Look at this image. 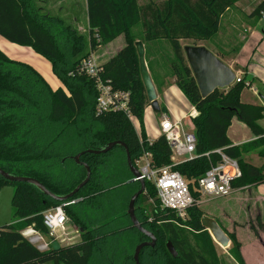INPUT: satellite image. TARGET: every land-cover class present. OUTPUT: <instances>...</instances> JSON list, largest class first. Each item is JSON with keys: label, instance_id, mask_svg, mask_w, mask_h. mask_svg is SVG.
Wrapping results in <instances>:
<instances>
[{"label": "trees", "instance_id": "1", "mask_svg": "<svg viewBox=\"0 0 264 264\" xmlns=\"http://www.w3.org/2000/svg\"><path fill=\"white\" fill-rule=\"evenodd\" d=\"M236 1L163 0L156 4L149 0L140 5L138 0H86L87 39L62 17L37 7L35 0H0V37L42 57L64 88L53 90L32 65L9 59L0 51V169L35 179L48 191L63 196L73 191L86 174L72 157L100 150L112 142L127 147L133 165L145 153L150 154L155 168L171 164L170 147L164 137L151 143L145 137L144 110L149 103L132 33L140 24L145 43L164 40L169 44L172 54L168 60L175 86L199 115L191 119L196 157L173 167L187 181L194 203L185 221H177L172 212L161 209L158 199V209L150 211V216L136 208L140 225L156 238L154 247L140 251L139 264H221L213 240L200 223L203 215L196 205L200 197L196 181L218 160L212 152L222 149L237 160L242 173L232 183L234 189L264 184V163L256 167L243 160V155L252 151L264 160V129L258 124L264 107L241 102V93L247 88L242 77L238 83L203 99L180 41L198 46L212 39L220 17ZM263 15L261 0L251 17ZM119 37H123L124 46L101 66L99 78L112 91L129 95L128 110L139 123L140 135L123 112H95L96 81L78 68L91 51ZM233 118L245 124L254 139L232 145L227 130ZM206 153L209 158L204 157ZM79 161L90 168V180L66 202L53 201L27 184L9 183L0 177V189L14 187L13 222L0 228V264H134L136 246L147 239L131 225L126 213L130 198L140 186L129 172L124 148L114 147L100 155L85 153ZM152 189L154 186L146 181L145 191L136 203L144 193L152 199ZM63 204L64 214L77 228L80 241L53 244L47 251H38L20 232L31 226L47 234L43 212ZM220 228L232 243L228 251L232 260L245 264L241 243L234 234ZM167 242L173 246L175 258L168 252Z\"/></svg>", "mask_w": 264, "mask_h": 264}, {"label": "rangeland", "instance_id": "2", "mask_svg": "<svg viewBox=\"0 0 264 264\" xmlns=\"http://www.w3.org/2000/svg\"><path fill=\"white\" fill-rule=\"evenodd\" d=\"M153 1H155L156 4H161L163 0H153ZM255 1L247 0V4H253ZM35 2H36L37 7L42 8L43 10L49 12L52 15H59L68 24H71V26L73 25L71 22L72 18L69 15V3H68V6H62V8L64 9L58 12L57 3L47 2L45 0H35ZM138 2L140 5H144L148 3L149 0H138ZM83 8H84L83 0H75L74 5L70 7V12L73 14V16L74 15L78 16L79 22L81 24L83 23V18L82 17L79 18V16H82V14L84 13V11H82ZM239 17L241 16L239 15ZM254 18H255L254 28L257 32L258 37L255 40L246 41L245 44H248V45L251 44L253 51L256 50L255 51L256 56L253 59V63H254L256 72L259 74V76H262L260 77L262 78L261 80L262 82L259 83L257 80H254L252 89L251 88L243 89L244 92L242 95V100L251 101L254 104L263 105L264 107V102L259 97V94L263 95V90H264V21L260 20L259 17H254ZM242 22H244V25H249L247 21L243 19V20H240L237 23V25L234 26L233 30L231 29L229 30L228 28H230V24L229 23L225 24L226 22L224 21L221 29L218 31L217 36L214 37L213 42H219V41L223 42L225 43L226 45L225 48L227 49H233L237 47L239 45V42L243 38H248L250 35L249 33L243 31L246 27L245 26L241 27ZM132 33H133L134 41L142 42L144 45V60H145V64H146L148 73L150 75L151 81L153 84L156 85L157 90H158L156 92V95H157V101H158L159 107H163L165 105L173 113H176V114L188 113L191 110V106L189 102L187 101V99L185 98V96L183 95H180L179 98H175L172 96L170 92H168L165 95V103H163V105L161 103L162 102L161 100L163 99L162 89L164 87V82L166 81L169 83L171 82L172 79L175 81L174 76H172L171 74L169 60L168 58H166L167 53L165 51L158 50L157 55L155 56H153L154 54L151 55V50L148 47L149 44L143 41V31L141 29L140 24H138L136 27L133 28ZM180 43L184 47L186 45L191 44L192 42L191 41H180ZM123 45H124L123 37H119L115 41H113L111 44L107 45L101 50H98L102 52H105V51L107 52V55L105 57H102V60L107 61L108 59H110L112 56L115 55L116 50L119 48H122ZM207 48H208L207 50L212 55L215 54V51L213 49H211L209 46H207ZM29 55L31 57H36L34 56V53L32 51H29ZM214 56L216 57V55ZM19 58H20V61L24 60L23 59L24 55H21ZM217 59L221 61L219 58ZM221 62L223 63L224 61H221ZM236 76L240 78L238 74H236ZM49 78L53 80L55 78V80L58 81L55 76L52 78L49 75ZM242 78H244L245 82L246 80L251 79V77H246L245 75H243ZM58 83H59L58 84L59 88H63L59 81ZM48 84L49 85L52 84L50 82V79H49ZM53 86H55V83ZM253 89L257 92L258 94L257 96H253L252 94ZM161 112L164 113V110L162 109ZM160 116H161L160 112H153L152 110L150 111L147 110L144 116L143 126L146 128L148 135H150L151 137H152L153 131L158 129ZM133 123H134V127L137 128V124L135 122ZM258 124L260 127L264 126V113H263V118L258 122ZM187 126L190 130H193L192 123L191 124L188 123ZM138 134L140 135V128H139ZM227 137L233 145H236L238 143L248 142L253 137V135L250 129L245 124L241 123L237 118H233L227 130ZM243 160L256 167H260L264 163V160L260 159L257 156V153L253 151L243 155ZM142 164L143 162L140 163V165ZM13 192H14V187L11 185L3 186L0 189V228L10 225L13 222V219H12L13 211L11 207V200H12ZM151 192H153L152 199L150 198L147 199L146 198L147 193H144L143 196L141 197L140 202L135 203L136 204L135 207L138 209V211L141 213H144V215L146 216H150L149 212L150 211L152 212L153 209H158L156 192L154 189H152ZM242 196L243 195L241 194H236L235 196L229 195L227 197L219 198V199H208L206 197H199V201L197 202L196 205L198 209L201 210L203 217L206 216L208 218L215 220L228 234H231V231H233L232 234L235 235V230H237V228L244 229V231H247L249 228L255 229V231L258 230L259 228L262 229V227H264V223L262 226V223L256 219L250 220V222L245 223V225H240L238 223H233L231 225V222H230L231 219L237 222H242L246 218L247 204H244L243 202V199H245L244 197H246V195H244V197ZM67 228H68L67 229L68 232H72L74 230V226L71 224L69 220H68ZM240 233H242L241 230H240ZM242 236H243V240L246 241L247 234H242ZM235 237L238 240L236 235ZM79 241H80V235L78 232V235H74L73 239L70 240V242L69 240H67L61 245L62 246L69 245V243L76 244ZM263 243H264V238H263ZM231 246H232V243L227 248H222L216 243H214V249L216 251V255L221 264H236L228 253ZM47 264H50V263H47Z\"/></svg>", "mask_w": 264, "mask_h": 264}, {"label": "built area", "instance_id": "3", "mask_svg": "<svg viewBox=\"0 0 264 264\" xmlns=\"http://www.w3.org/2000/svg\"><path fill=\"white\" fill-rule=\"evenodd\" d=\"M261 19L264 20V15ZM78 68L80 73L94 78L96 81L95 112L97 114L123 112L133 125L135 119L127 106L129 95L124 92L112 91L110 86L101 81L99 78L101 66L96 63L94 57L89 55L83 59ZM239 81L240 78L235 76L234 83ZM245 86L250 87L247 84ZM160 114L158 132L159 136H163L170 147L171 164L155 168L151 164L150 154L145 153L135 162V167L138 169L141 178L154 186L161 209L172 212L177 221H185L187 210L193 205L194 200L187 181L174 171L173 167L196 157L194 132L188 128L187 123L191 124V119L199 114L194 108H191L188 113L180 118L170 117L167 112H160ZM212 153L218 156V160L216 163L210 164V168L196 181L197 188L200 197L224 198L232 194L234 191L232 183L240 179L242 173L237 160L226 155L222 149L214 150ZM204 157L209 158V153L204 154ZM141 162H143L142 165H140ZM64 206L65 204L43 212L42 222L47 229V234H43L30 226L20 232L22 237L40 252L47 251L53 244L61 245L67 240L70 242L74 235H78V230L74 227L72 232L67 231L68 219L63 211Z\"/></svg>", "mask_w": 264, "mask_h": 264}, {"label": "crops", "instance_id": "4", "mask_svg": "<svg viewBox=\"0 0 264 264\" xmlns=\"http://www.w3.org/2000/svg\"><path fill=\"white\" fill-rule=\"evenodd\" d=\"M45 1L51 2V3H57L58 12L62 11L64 9V8H62V6H68V3H69V15L72 18L71 19L72 20L71 22L73 24L72 26L81 35L87 36V39H88L89 30H88V21H87V15H86V11H87L86 0H83L84 8L82 9V11H84L85 15L83 13L82 16H79V18L80 17L83 18L82 24L79 22L78 16L77 15L73 16V14L70 12V7L74 5L75 0H45ZM253 1H255V0H253ZM260 1L261 0H256L253 3L254 4L253 5V4H247V0H237L233 4V6L228 8L224 12V14L220 17L218 30H217V33L214 37L217 36L218 31L221 29L224 21L226 22L225 24H227V23L230 24V28H228L229 30L230 29L233 30L234 26L237 25V23L243 19H245L247 21V23L249 24V25H244V22L241 23V27H243V26L246 27L243 31L249 33L250 35L248 38H243L239 42V45L237 46V47L240 46L239 48L235 47L233 49H227V48H225L226 47L225 43L220 42V41L219 42H213L214 37L212 39H210L209 41L201 42L198 44V46H203L206 49H208L207 46H209L211 49H213L215 51L214 55H216V57L219 58L221 61H224L223 63L231 69V71L235 74V76H236V74H238V76H240V78L243 75H245L246 77H251L250 80L248 79L245 82L247 85L250 86L247 88H251V89H252V85L254 83V80H257L259 83L262 82L261 81L262 78H260L262 76H259V74L256 72V69H255L254 63H253V59L256 56V54H255L256 50L253 51L252 45L251 44H249V45L245 44V42L248 40L249 41L255 40L258 37L257 32L254 28L255 18L251 17V13L253 12V10L255 9V7L258 5V3ZM250 5L251 6L253 5V6L251 7ZM239 15L241 17H239ZM247 17H248V19H247ZM260 20H262V19L260 18ZM262 21H264V20H262ZM111 43H109V44H111ZM106 46H104V47H106ZM104 47H98L96 49V51L94 50V51L90 52V54L94 57V59L96 60V62L100 66H102L104 63H106L109 60V59L107 61L102 60V57H105L107 55L106 51L105 52L98 51ZM148 47L151 50V55L154 54L153 56L157 55L158 50L159 51H165L167 53L166 58H168L170 56V54H172L169 44L164 40H158V41L152 42L148 45ZM120 49L121 48L117 49L115 54ZM0 51L3 52L9 59H13V60H20L19 57L21 55H24V58H23L24 60H22V61L32 65L36 70H38L47 82H49V79H50V82L52 83L50 86H52L51 88L53 90H56L57 88H59L58 81H56L55 78H54L55 81L53 79L49 78V75L52 78L54 77L52 72H51V67H50L49 63L46 62L39 55L35 54L31 49L25 48V47H20V46H17L15 44H11V43L7 42L5 39H3L2 37H0ZM29 51H32L34 53V56H36V57H31L29 55ZM54 83H55V86H53ZM153 85L155 87V91L157 92L158 90H157L156 85L155 84H153ZM162 90H161L163 92L162 93L163 99L161 100L162 105H163V103H165V95L168 92H170L172 94V96L175 98H179L180 95H183L180 92V90L177 89V87L175 86V81L173 79L169 83L165 81L164 87ZM243 92H244V90L242 91L241 96H240V100L242 103L249 104V105H259V104H254L251 101H243L242 100ZM252 94H253V96L258 95L254 89L252 91ZM259 97L264 102V93H263V95L259 94ZM260 106H263V105H260ZM162 109L164 110V112H167L170 117L180 118L184 115V113H181V114L173 113L165 105L162 107ZM147 110L150 111L151 108L150 107L145 108L144 116H145ZM134 122L137 124V128L134 127V129H135L136 133L138 134L140 126H139V123L137 121H134ZM133 126H134V124H133ZM262 127L264 129V126H262ZM144 132H145L146 140L149 142H153L154 140H156L159 137L158 129L153 131L152 137L150 135H148V132L146 131L145 127H144ZM252 139H254V138L252 137L249 141H251ZM241 144H243V142L238 143L234 146H238ZM236 194H241V195H243L242 197H244V195H246V197H244L245 199H243V202H244V204H247V214H246V218L242 222H237V221L231 219L230 220L231 225L233 223L245 225V223L250 222V220L256 219L259 222H261L262 226H263V223H264V184H261L258 186H252V187H245L242 189H234V191L232 192L231 195L235 196ZM240 230L242 231V233H240ZM256 231H257V236H255L253 229H250V228L247 231H244V229H238V228H237V230H235V235L237 236L239 242L241 243V255H242V258H243L245 264H264V243H263L264 227H262V229L259 228ZM232 232L233 231H231V233ZM242 234H247L246 241L243 240Z\"/></svg>", "mask_w": 264, "mask_h": 264}, {"label": "water", "instance_id": "5", "mask_svg": "<svg viewBox=\"0 0 264 264\" xmlns=\"http://www.w3.org/2000/svg\"><path fill=\"white\" fill-rule=\"evenodd\" d=\"M135 49L138 57L139 64V73L140 78L144 87V91L146 94L147 102L149 103V107L153 112H159L160 107L157 101V95L155 91V87L151 81L150 75L148 73L145 60H144V47L141 42L135 43ZM185 60L188 64L189 69L191 70L192 77L196 83L200 96L204 99L207 98L210 94H212L216 90H225L230 87L235 80V74L231 71L229 67L224 65L221 61H219L214 55H212L205 47L203 46H184L183 47ZM114 147H122L125 150L126 154V164L129 169V172L134 181L139 184V190L130 198L127 208V215L131 222V225L143 236H145L149 241L142 242L136 246L133 259L134 264H139L138 255L140 251L145 247H154L156 243V238L154 235L148 231H146L139 223L135 216V203L138 197L145 191V181L141 178V175L138 169L133 165L131 158L128 153L127 147L121 142H112L101 148L97 151H86L79 153L78 155L72 157L73 161L77 165H81L85 169V178L84 180L73 189L70 193L63 196H57L52 192L48 191L40 182L35 179L28 177H19L15 175H11L0 169V177L9 183H22L27 184L34 189H36L39 193L46 196L47 198L56 201V202H66L68 199H71L79 190H81L90 180L91 171L90 168L81 163L79 161L80 157L85 153L100 155L106 154L111 151ZM201 226L204 230H206L210 238L222 248H227L231 242L217 222L211 218L206 216L202 217L200 220ZM168 252L172 257H176V252L173 249V246L170 242L166 244Z\"/></svg>", "mask_w": 264, "mask_h": 264}, {"label": "flooded vegetation", "instance_id": "6", "mask_svg": "<svg viewBox=\"0 0 264 264\" xmlns=\"http://www.w3.org/2000/svg\"><path fill=\"white\" fill-rule=\"evenodd\" d=\"M147 239V238H146ZM149 241V239H147V242ZM146 242V241H145Z\"/></svg>", "mask_w": 264, "mask_h": 264}]
</instances>
